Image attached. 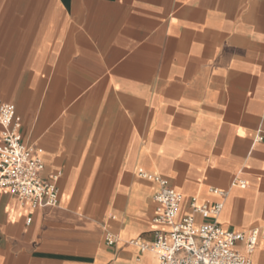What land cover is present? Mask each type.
Listing matches in <instances>:
<instances>
[{
    "label": "crops",
    "instance_id": "obj_1",
    "mask_svg": "<svg viewBox=\"0 0 264 264\" xmlns=\"http://www.w3.org/2000/svg\"><path fill=\"white\" fill-rule=\"evenodd\" d=\"M0 99L61 172L56 206L0 191V264H158L154 175L264 226V0H0Z\"/></svg>",
    "mask_w": 264,
    "mask_h": 264
},
{
    "label": "built area",
    "instance_id": "obj_2",
    "mask_svg": "<svg viewBox=\"0 0 264 264\" xmlns=\"http://www.w3.org/2000/svg\"><path fill=\"white\" fill-rule=\"evenodd\" d=\"M15 106L0 99V191L13 193L21 204L32 207L56 206L58 204L57 181L60 171L50 178L42 177L44 163L34 156V147L22 142L18 125L14 121ZM264 139V129L260 128L255 136L256 141ZM142 177H149L140 173ZM159 184L154 194L156 208L152 221L161 226L154 230L151 242L135 240L140 250H151L155 253L158 264H256L250 255L264 238V226L248 230L224 229L217 222L216 216L222 203L213 206L198 204L190 199V214L179 216L183 196L170 186L165 179L154 175ZM241 186L245 182H239ZM221 196L224 191L212 189ZM198 213L205 220L195 223L194 215ZM104 240L107 245L115 243V236L105 231ZM241 243L244 252L237 248Z\"/></svg>",
    "mask_w": 264,
    "mask_h": 264
}]
</instances>
